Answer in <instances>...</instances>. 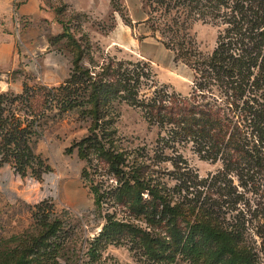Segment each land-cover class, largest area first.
Segmentation results:
<instances>
[{
	"label": "rangeland",
	"instance_id": "obj_1",
	"mask_svg": "<svg viewBox=\"0 0 264 264\" xmlns=\"http://www.w3.org/2000/svg\"><path fill=\"white\" fill-rule=\"evenodd\" d=\"M58 3L59 7L65 6ZM97 4L102 7L99 14L93 9L59 11L58 18L71 36H60L54 45L69 60L65 77L71 71L77 43L81 61L90 70H96L105 57L142 59L149 61L157 86L165 85L181 94L190 91L193 74L187 63L171 58L161 73L147 57L164 36L160 34L165 29L161 0H97ZM141 8L146 14L144 30L152 38L140 44L139 49L129 51L98 40L114 19L120 16L129 22L128 11L138 15ZM222 27L223 24L200 20L188 22L186 31L194 53L209 55ZM5 81L0 78V264H14L19 255H24L26 264H93L96 260L91 262L89 244L110 220L120 222V228L111 229L96 245L99 258L110 264H204L201 258L180 250L183 235L177 240L185 232L183 226L194 222V205L211 209L221 199L218 183L222 182H209L222 167L220 159L201 158L189 142L170 143L162 129L146 121L139 107L115 100L111 107L113 142L126 159L143 161L139 171L146 186L153 185L170 201L153 207L145 190L140 201L129 203L131 188L124 184L123 205L96 203L90 188L94 178L105 183L114 180L108 178L107 172H93L86 177L81 173L86 161L77 154L73 142L87 133L83 106L56 115L57 108L47 105L37 117L33 102L47 99L51 88L61 81L46 83L24 74L18 91L5 89ZM150 90L143 87L140 93L150 94ZM224 182L230 189L243 191L234 169L227 172ZM166 204H177L175 211L170 214L163 210ZM168 216L176 219V232L171 234L164 228ZM127 223L135 224L137 230L130 232ZM51 225L54 233H50Z\"/></svg>",
	"mask_w": 264,
	"mask_h": 264
},
{
	"label": "trees",
	"instance_id": "obj_2",
	"mask_svg": "<svg viewBox=\"0 0 264 264\" xmlns=\"http://www.w3.org/2000/svg\"><path fill=\"white\" fill-rule=\"evenodd\" d=\"M161 1L165 29L160 40L172 51L174 60H183L191 67L189 92L181 94L165 85L157 86L149 61L142 59L105 57L96 70H90L82 63V52L75 43L70 73L51 88L47 99L33 102L34 113L40 116L47 105L57 108L56 115L83 106L87 133L73 142L77 154L86 161L81 173L86 177L107 172L114 180L105 183L94 178L90 188L96 203L123 205L124 184L131 188L129 203L140 201L145 190L153 207L170 201L153 185L146 186L139 171L143 161L126 159L113 142L111 107L115 100L139 107L146 121L162 129L170 143L189 142L201 158L220 159L222 167L209 182H222L218 183L221 199L211 209L194 205V222L183 226L185 232L177 240L183 235L180 250L201 258L204 264H264V255H259L264 254V0ZM58 20L61 31L47 35V40L60 50L54 46L56 40L69 34L64 21ZM192 20L223 24L209 55L194 53L186 31ZM143 87L150 88V94L140 93ZM233 169L240 176L243 191L230 189L224 182ZM176 205L166 204L162 209L171 214ZM175 220L166 218L168 234L176 232ZM120 225L110 220L92 238L88 254L92 263L96 260L93 264H110L99 258L96 245ZM126 226L130 232L137 230L135 224ZM54 232L51 225L50 233ZM26 262L24 255H19L14 264Z\"/></svg>",
	"mask_w": 264,
	"mask_h": 264
},
{
	"label": "crops",
	"instance_id": "obj_3",
	"mask_svg": "<svg viewBox=\"0 0 264 264\" xmlns=\"http://www.w3.org/2000/svg\"><path fill=\"white\" fill-rule=\"evenodd\" d=\"M58 2L65 6L59 7ZM98 5L97 0H0V78L6 80L4 88L18 91L24 74L46 83L62 81L69 70V60L49 44L47 35L57 34L62 29L59 11L93 9L99 14L102 7ZM128 17L129 22L120 16L114 19L98 40L129 51L139 49L140 44L152 38L149 31L144 30L146 14L141 8L138 15L128 11ZM147 57L162 73V68L170 65L172 55L162 43H156Z\"/></svg>",
	"mask_w": 264,
	"mask_h": 264
}]
</instances>
